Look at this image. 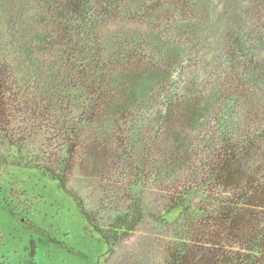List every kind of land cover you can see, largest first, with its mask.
Segmentation results:
<instances>
[{"label": "trees", "instance_id": "1", "mask_svg": "<svg viewBox=\"0 0 264 264\" xmlns=\"http://www.w3.org/2000/svg\"><path fill=\"white\" fill-rule=\"evenodd\" d=\"M9 166L74 197L105 263L147 222L139 263L264 264V0H0Z\"/></svg>", "mask_w": 264, "mask_h": 264}, {"label": "rangeland", "instance_id": "2", "mask_svg": "<svg viewBox=\"0 0 264 264\" xmlns=\"http://www.w3.org/2000/svg\"><path fill=\"white\" fill-rule=\"evenodd\" d=\"M71 185L88 208L97 206L98 180L76 171ZM149 193L154 203L155 192ZM146 229L147 222L122 240L105 263V241L56 180L21 166L0 174V264H144L139 261L145 255L153 262L160 258V240L147 236Z\"/></svg>", "mask_w": 264, "mask_h": 264}]
</instances>
